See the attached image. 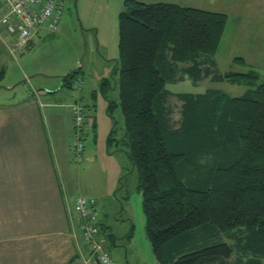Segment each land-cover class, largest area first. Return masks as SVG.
Returning <instances> with one entry per match:
<instances>
[{
    "label": "trees",
    "instance_id": "1",
    "mask_svg": "<svg viewBox=\"0 0 264 264\" xmlns=\"http://www.w3.org/2000/svg\"><path fill=\"white\" fill-rule=\"evenodd\" d=\"M123 6L120 106L157 260L264 264V74L217 69L224 12L140 0ZM234 61L246 63L243 56ZM78 72L64 76L63 85L73 88ZM185 74L194 83L210 78L248 89L233 96L219 88L175 93L165 87ZM101 81L105 94L110 78ZM173 96L181 101L179 119Z\"/></svg>",
    "mask_w": 264,
    "mask_h": 264
},
{
    "label": "rangeland",
    "instance_id": "2",
    "mask_svg": "<svg viewBox=\"0 0 264 264\" xmlns=\"http://www.w3.org/2000/svg\"><path fill=\"white\" fill-rule=\"evenodd\" d=\"M140 1L171 2L226 13L228 24L216 53L217 69L223 73L254 69L264 74V0ZM123 4L124 0H67L58 28L32 36L30 47L17 46L14 35L0 30V161L1 156L8 159L10 152V120L16 113L12 108L28 103L35 113L41 101L50 103L51 107L38 113L45 123L35 117L29 123L42 143H47L48 161L52 159L63 175L58 184L62 182L70 200L80 195L99 200L103 232L114 258L123 264H160L146 232L142 191L128 157L120 106L119 15ZM238 56H243L246 63L234 61ZM76 69L79 72L73 80L80 79L82 88L64 86V76ZM104 77L111 82L105 94L100 88ZM165 87L175 93L219 88L233 96L248 89L244 83L210 78L194 83L186 74L183 79L167 81ZM76 100L89 105L88 111L96 121L95 128L84 131L81 161L72 156V125L68 124L69 118L72 121L70 105ZM110 100L115 103L112 109ZM62 103L70 105L54 107ZM170 103L174 118L179 119L181 101L173 96ZM4 249L8 254L0 255V264H23L22 256L9 247Z\"/></svg>",
    "mask_w": 264,
    "mask_h": 264
},
{
    "label": "crops",
    "instance_id": "3",
    "mask_svg": "<svg viewBox=\"0 0 264 264\" xmlns=\"http://www.w3.org/2000/svg\"><path fill=\"white\" fill-rule=\"evenodd\" d=\"M3 6L4 0H0L1 12ZM0 30L7 31L1 24ZM28 105L22 103L12 108L16 113L10 120V152L8 159L1 156L0 161V255L8 254L4 248L9 247L11 252L22 256L23 264H98L81 237L73 234L68 210L70 197L62 182L58 184L63 175L52 159L48 161V145L42 143L29 123L33 117L40 119L41 108L52 105L41 101L35 113ZM65 105L69 104L54 107ZM68 124L73 127L70 118ZM75 225H78L77 219ZM11 241L15 242L12 246L8 245Z\"/></svg>",
    "mask_w": 264,
    "mask_h": 264
},
{
    "label": "built area",
    "instance_id": "4",
    "mask_svg": "<svg viewBox=\"0 0 264 264\" xmlns=\"http://www.w3.org/2000/svg\"><path fill=\"white\" fill-rule=\"evenodd\" d=\"M66 3L67 0H4L0 24L14 35L17 45L23 46L40 31L57 29ZM73 87L82 88V81L76 79ZM70 111L73 123L72 156L76 161H81L85 150L84 131L95 124V118L89 113L88 107L78 101L71 103ZM69 202L68 210L74 228L73 234L79 235L88 246L91 258L98 264H122L111 255L107 236L102 232L103 218L98 199L80 195Z\"/></svg>",
    "mask_w": 264,
    "mask_h": 264
}]
</instances>
